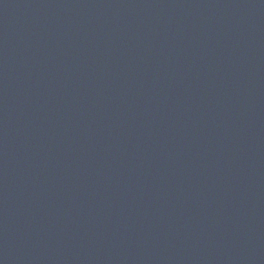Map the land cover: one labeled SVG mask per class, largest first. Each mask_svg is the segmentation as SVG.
Returning a JSON list of instances; mask_svg holds the SVG:
<instances>
[{"label":"water","instance_id":"water-1","mask_svg":"<svg viewBox=\"0 0 264 264\" xmlns=\"http://www.w3.org/2000/svg\"><path fill=\"white\" fill-rule=\"evenodd\" d=\"M0 264H264V0H0Z\"/></svg>","mask_w":264,"mask_h":264}]
</instances>
